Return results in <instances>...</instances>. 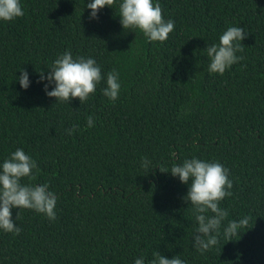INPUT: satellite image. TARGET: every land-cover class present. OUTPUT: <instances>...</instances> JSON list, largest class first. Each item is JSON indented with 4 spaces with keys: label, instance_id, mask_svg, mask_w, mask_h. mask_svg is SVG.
Listing matches in <instances>:
<instances>
[{
    "label": "trees",
    "instance_id": "obj_1",
    "mask_svg": "<svg viewBox=\"0 0 264 264\" xmlns=\"http://www.w3.org/2000/svg\"><path fill=\"white\" fill-rule=\"evenodd\" d=\"M84 3L21 0L24 14L0 22V159L22 148L37 164L22 182L57 195L54 221L11 210L20 232H0V264H132L154 250L187 264H264V0H160L175 24L164 42L124 30L115 4L90 19ZM233 25L248 33L241 59L209 74L205 47ZM65 49L115 69L118 98L101 94L103 81L82 103L46 96L38 72ZM192 155L228 169L227 219L249 217L204 253L192 247L187 186L165 172Z\"/></svg>",
    "mask_w": 264,
    "mask_h": 264
},
{
    "label": "clouds",
    "instance_id": "obj_2",
    "mask_svg": "<svg viewBox=\"0 0 264 264\" xmlns=\"http://www.w3.org/2000/svg\"><path fill=\"white\" fill-rule=\"evenodd\" d=\"M116 5L119 23L125 29L139 30L148 42H164L174 29V21L162 16L160 0H87L84 8L89 9V18L95 19L100 9ZM24 14L21 0H0V22H7ZM248 35L244 28L237 25L228 26L218 35V41L206 45L207 67L209 74L222 75L225 70L237 63L241 57L236 53L242 51L241 41ZM39 82L48 97L68 104L73 98L79 103L86 101L100 88L101 94L110 101L118 98L121 89L119 74L110 69L102 74L101 65L95 58L88 56L74 57L70 50L58 53L51 61L45 74L39 71ZM21 89L30 85L29 74L19 68L15 76ZM94 118H86L87 127H92ZM76 125L66 129L68 135ZM174 155V154H173ZM141 167L152 169V162L141 157ZM37 164L32 156L22 148H16L0 159V232L18 234L20 227L12 217V209H28L42 214L49 221L56 218L57 195L50 190L47 182L23 183L24 178L35 175ZM187 186L182 200L190 208L195 228L191 236L192 247L200 252L212 250L222 237L226 242L234 241L240 236L241 229L249 228V217L227 219L229 212L220 206V202L231 195L232 180L228 169L215 160H205L196 155L173 162L165 171ZM16 213V215H17ZM253 223V222H252ZM244 230V231H245ZM243 231V232H244ZM242 232V233H243ZM132 264H187L179 254L165 257L154 250L151 259L146 261L144 255L133 258Z\"/></svg>",
    "mask_w": 264,
    "mask_h": 264
}]
</instances>
